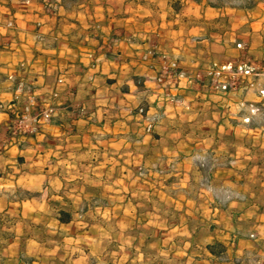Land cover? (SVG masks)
Instances as JSON below:
<instances>
[{"label":"crops","instance_id":"1","mask_svg":"<svg viewBox=\"0 0 264 264\" xmlns=\"http://www.w3.org/2000/svg\"><path fill=\"white\" fill-rule=\"evenodd\" d=\"M45 1L0 0V20L10 13L19 25L0 46V100L26 93L7 79L15 73L41 96L58 93V122L19 148L6 135L9 115L0 113V167L16 163L18 186L42 193L48 207L54 197L56 206L69 202L66 190L83 193L81 206H102L94 200L104 192V210L118 203L124 220L152 225L144 252L217 264L209 247L223 245L221 264H264V0L233 8L226 29L217 21L224 7L202 0H55V8ZM154 45L191 72L219 47L223 62L230 55L256 71L238 74L226 92L213 91L209 79L194 86L181 79V102L148 104L160 119L147 131L137 109L154 101L156 85L140 57ZM207 156L213 169L196 161Z\"/></svg>","mask_w":264,"mask_h":264},{"label":"rangeland","instance_id":"2","mask_svg":"<svg viewBox=\"0 0 264 264\" xmlns=\"http://www.w3.org/2000/svg\"><path fill=\"white\" fill-rule=\"evenodd\" d=\"M202 1L210 7H224V15H221L222 12L219 13L220 15L217 19L220 24L219 28L223 27L224 29L227 26H231L229 21L235 12L233 8H251L257 3V0ZM45 2L51 8H55L56 6L55 0H46ZM193 3L191 0L190 5H194ZM174 6L177 9L181 7V5H177L176 3H174ZM0 8L4 9L2 5ZM5 14L6 17L0 20V46H9L14 38L13 34L19 30V25L16 22L17 19L10 13ZM213 15H217L215 10L209 13L208 16L211 17ZM150 51H155L158 55H149L148 52ZM226 54L223 52L222 47L214 48V57H212L214 60L208 63V66L200 67L198 72H191L184 69L179 59L173 57L167 51H163L155 45L149 46L144 50L140 59L154 71V76L151 80L156 85L152 93L155 99L151 103L147 102L140 106L137 109V113L140 114L141 108L147 110L148 104L156 108L166 109L168 105L181 102L178 87L181 79H187V76H190L191 79L188 80V83L192 84V86L197 83L203 84L209 79L213 91H223L219 88L221 82L227 83L229 88L237 86V76L234 77L227 71H224L221 75L215 74L218 67L228 64H232L233 66L240 64L231 61L230 55L229 60L223 62L222 59L227 57ZM146 55L147 59H144ZM173 64L176 67H173ZM214 64L217 67H213ZM21 67L24 66L21 65ZM170 68H177L179 73L184 72L186 76H171L170 78L169 75L173 74L170 73ZM253 69L254 73L256 70L254 67ZM160 77H162L161 82L159 81ZM7 79L13 82L17 81L18 88L22 91L20 93L26 92L10 102L0 100V103L5 108L4 110L0 109V113H6L10 118L6 127V135L10 142L9 127L15 123L13 111L9 108L11 104L15 103L17 108H24L29 104L31 97L35 99L36 106H39V109H54V122L44 121L38 126L36 133L27 139L23 147L17 146L25 148L29 145L31 139L43 132V128L46 125L58 122V108L54 103V100L58 98V93H53L48 97L41 96L33 85L25 84L20 78H16L15 73L8 75ZM58 81L62 82L63 80L59 79ZM167 92H172V94L176 95V98L165 101L163 97L159 102L158 95L162 93L165 95ZM191 105L189 103L186 107L189 113H192ZM259 109L255 108L252 111L258 114ZM154 115L151 116L148 111L146 115H143L147 121V131H149V125L151 124L150 118ZM159 119L160 116L157 120ZM29 124L33 125L34 123L30 121ZM152 130L153 127L150 131ZM196 161L200 167L206 169H213L214 165H216V162L208 156L203 158L197 157ZM15 164H3L0 167V264H184L183 259L185 257L182 254H175V251L169 253L165 249L163 252H158L150 247L145 252L141 250L142 244L145 243V235L149 232L152 225H147L144 222H134L133 220H124L119 216L120 207L118 203L113 204L111 207L108 206L107 210H104V192L95 193L100 199L94 201L102 206H81L80 200L77 198H81L83 193L66 190L64 197L69 202L62 201V206H56V199L54 197L52 201L53 206L48 207L45 204L44 198H41L42 193L28 191L22 187L23 185L21 187L18 186L21 184L17 182L19 174L16 172L18 168H16ZM8 166H12L13 168L10 169ZM9 170L15 173H11ZM23 170L28 171L29 169L24 168ZM140 173L144 175V169ZM116 194L119 195V193ZM132 194L135 195V192ZM123 195H128L130 198L136 196H132L131 193H123ZM31 198L36 199L35 203H23V201ZM71 202L75 205L71 204ZM60 210H64L66 214L71 215L72 222L66 225L58 223L56 221V214ZM215 251L216 254L214 255L217 256V264H221L224 261L225 247L219 245ZM249 260L251 262L248 264H257L254 258H249Z\"/></svg>","mask_w":264,"mask_h":264},{"label":"built area","instance_id":"3","mask_svg":"<svg viewBox=\"0 0 264 264\" xmlns=\"http://www.w3.org/2000/svg\"><path fill=\"white\" fill-rule=\"evenodd\" d=\"M149 55L154 56L157 54L155 51L148 52ZM147 54V55H148ZM147 55L144 57V59H147ZM158 55V54H157ZM165 57V56H163ZM173 67H176L175 64L172 65ZM213 67H217L216 64H214ZM171 71L169 77L171 76H186L184 72L178 71L177 68H170ZM214 69V68H213ZM224 71H227L228 73H231L234 77L238 74H241L242 76H250L254 69L245 64H237L233 66L232 64L223 65L221 67H218L215 71V74L221 75L224 73ZM187 79H191L190 76H187ZM159 81H162V77L159 78ZM191 81V80H190ZM160 85V84H159ZM160 87V86H159ZM162 88V87H161ZM219 88L223 91L228 90L229 85L227 83L221 82L219 84ZM262 96H264V90L261 91ZM158 101L160 102L161 99L164 97L165 101L168 99H175L176 95L172 94V92H167L165 95L160 94L158 95ZM157 102V103H159ZM156 103V105H157ZM10 109H12V113L14 116V124L9 127V134H10V140L11 143H13L15 146L23 147L29 137H32L38 128L44 121L47 122H54L55 116H54V109L53 108H46V109H39V106H36L35 99L30 97V102L27 106L24 108H17L16 104L13 103L11 106H9ZM0 109H5L3 104L0 103ZM140 114L145 115L147 110L141 108ZM160 115H154L151 119V124L149 125V131L154 127V123L157 121ZM32 121L34 124H29V122ZM37 125V126H36Z\"/></svg>","mask_w":264,"mask_h":264},{"label":"trees","instance_id":"4","mask_svg":"<svg viewBox=\"0 0 264 264\" xmlns=\"http://www.w3.org/2000/svg\"><path fill=\"white\" fill-rule=\"evenodd\" d=\"M60 217H59V220L61 223H70L71 222V215L69 214H66L64 210H60ZM209 250L211 251V253L214 255L216 254V251L214 250L213 246H210L209 247Z\"/></svg>","mask_w":264,"mask_h":264}]
</instances>
